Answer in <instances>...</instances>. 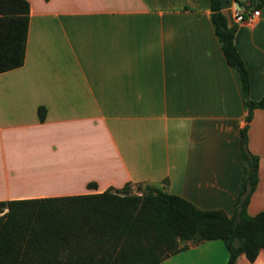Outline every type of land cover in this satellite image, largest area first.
<instances>
[{"label":"crops","instance_id":"crops-1","mask_svg":"<svg viewBox=\"0 0 264 264\" xmlns=\"http://www.w3.org/2000/svg\"><path fill=\"white\" fill-rule=\"evenodd\" d=\"M21 65L0 72V201L99 193L150 183L231 216L242 175L239 129L257 157L246 212L264 211V108H247L209 0H25ZM220 0L264 98V1L252 22ZM44 108L43 120L37 107ZM93 182L94 187H87ZM157 264H226L220 240L186 241ZM264 264V249L253 260Z\"/></svg>","mask_w":264,"mask_h":264},{"label":"trees","instance_id":"trees-1","mask_svg":"<svg viewBox=\"0 0 264 264\" xmlns=\"http://www.w3.org/2000/svg\"><path fill=\"white\" fill-rule=\"evenodd\" d=\"M253 8L264 0H251ZM251 2V3H252ZM210 18L225 61L239 75L250 119L264 98H246L247 72L233 45L220 0H209ZM247 8V5H245ZM28 3L0 0V72L21 65ZM43 120L44 108L36 109ZM239 129L242 175L231 216L200 209L150 183H125L99 193L0 201V264H157L186 241L220 240L226 264L238 255L251 261L264 249V211L246 212L257 182V157ZM93 182L87 187H94Z\"/></svg>","mask_w":264,"mask_h":264},{"label":"built area","instance_id":"built-area-1","mask_svg":"<svg viewBox=\"0 0 264 264\" xmlns=\"http://www.w3.org/2000/svg\"><path fill=\"white\" fill-rule=\"evenodd\" d=\"M259 11L257 9L250 10L249 8H243L240 11L233 13V19L235 22H252L253 19L258 16Z\"/></svg>","mask_w":264,"mask_h":264},{"label":"rangeland","instance_id":"rangeland-1","mask_svg":"<svg viewBox=\"0 0 264 264\" xmlns=\"http://www.w3.org/2000/svg\"><path fill=\"white\" fill-rule=\"evenodd\" d=\"M252 1L251 0H249V3H247V7H250L251 5H250V3H251ZM253 3V2H252Z\"/></svg>","mask_w":264,"mask_h":264}]
</instances>
